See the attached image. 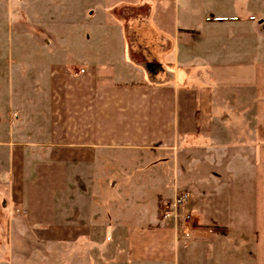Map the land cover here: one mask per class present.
<instances>
[{
  "label": "crops",
  "instance_id": "crops-1",
  "mask_svg": "<svg viewBox=\"0 0 264 264\" xmlns=\"http://www.w3.org/2000/svg\"><path fill=\"white\" fill-rule=\"evenodd\" d=\"M259 2L0 0V264H264Z\"/></svg>",
  "mask_w": 264,
  "mask_h": 264
},
{
  "label": "rangeland",
  "instance_id": "rangeland-1",
  "mask_svg": "<svg viewBox=\"0 0 264 264\" xmlns=\"http://www.w3.org/2000/svg\"><path fill=\"white\" fill-rule=\"evenodd\" d=\"M245 8V11L246 13L249 12V13H253L255 11H252L253 9V5L249 6V5H246V6H242ZM260 11V13H263L264 14V0H261V2H259L257 4V8H256V12L255 13H258L257 12ZM5 21H0V45H9V44H12V45H17V46H23L27 43V38L23 35V24H18L17 25V36H12V37H9L6 35V33H4V31L2 30L4 28V24ZM22 30V31H20ZM20 33H22V35H19ZM2 71V70H1ZM1 74V72H0ZM5 73L1 74L2 76L4 75ZM242 256V255H241ZM248 259H244L242 258V260H240V263H243L246 262V264H248Z\"/></svg>",
  "mask_w": 264,
  "mask_h": 264
},
{
  "label": "built area",
  "instance_id": "built-area-1",
  "mask_svg": "<svg viewBox=\"0 0 264 264\" xmlns=\"http://www.w3.org/2000/svg\"><path fill=\"white\" fill-rule=\"evenodd\" d=\"M188 201V196L185 194H182L181 196H179L178 200H176V203H178L179 205H181L182 207L186 205ZM166 217L170 216L169 213L165 214ZM174 216L177 217V213H174ZM186 236H188V234L186 233Z\"/></svg>",
  "mask_w": 264,
  "mask_h": 264
}]
</instances>
